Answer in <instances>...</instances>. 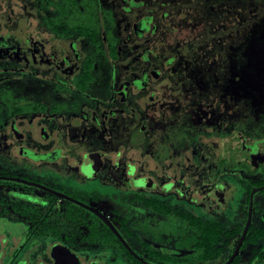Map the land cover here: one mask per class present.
I'll return each mask as SVG.
<instances>
[{
  "label": "flooded vegetation",
  "instance_id": "obj_1",
  "mask_svg": "<svg viewBox=\"0 0 264 264\" xmlns=\"http://www.w3.org/2000/svg\"><path fill=\"white\" fill-rule=\"evenodd\" d=\"M20 1L23 14L9 22L0 15V264H158L153 242L160 253L183 256L186 236H200V227L186 228L187 213L222 225V252L204 262L223 264L252 202L248 232L230 263L240 264L243 247L253 245L250 231L264 229L255 200L264 191V115L215 108L197 122L184 108L185 87L201 86L195 96L212 97L218 89L210 83L222 75L186 49L184 10L179 19L166 1ZM203 1L211 12L214 0ZM213 20L196 39L218 54L210 37L223 28ZM244 62V52L237 54V65ZM198 148L221 159L217 179L195 168ZM183 150H191L193 166ZM84 204L106 215L124 241ZM158 214L173 222L172 232L149 228V215ZM254 247L245 260L264 264Z\"/></svg>",
  "mask_w": 264,
  "mask_h": 264
},
{
  "label": "rangeland",
  "instance_id": "obj_2",
  "mask_svg": "<svg viewBox=\"0 0 264 264\" xmlns=\"http://www.w3.org/2000/svg\"><path fill=\"white\" fill-rule=\"evenodd\" d=\"M157 1L160 3H162V1H166V7L171 15H176L179 19L182 15L186 14V16L182 18L183 28H181V31L183 30L182 33L187 41L185 45L187 46L186 49L189 50V48H191V51L196 52V56L202 59V67L208 68L207 71H210L211 67L213 70L220 73V75L222 74L221 77L217 76V80L211 81L212 83H210L209 87L218 89L216 95H212V97L207 96L205 98L204 94L196 97L195 94L199 93V87L201 90H204L201 86L196 85V88L185 87L184 108L190 110L191 116H193V118L198 122V120H200V116L201 119H203V110L211 111L215 108L218 111L226 110L230 114L233 113L234 117L243 116L246 113L252 118L264 115V0H222L221 2L214 0L211 3L212 11L208 13L204 7L205 4H207V1L205 2L203 0L196 1V4L199 5V7L194 4L195 2H193V0ZM181 4H185V7ZM200 5L202 6L200 7ZM20 8V0H0V15H5L4 17L8 22L11 19H15L19 11L23 14ZM188 9L191 10V12H187ZM183 10L185 14H183L184 12H181ZM31 12V10H27V13L31 14ZM209 18L214 19L213 24L216 23L217 26H219L217 28H223V30H218L216 33L214 32L213 37H210V39L219 42L221 46L218 54L215 51L216 48H210L200 42L197 43L196 38L201 36L206 31H209L206 30V25L208 24L207 20H209ZM190 21L195 22L194 28ZM176 32L178 33L180 30H176L175 33ZM192 38L196 40L191 41ZM188 41L190 42L188 43ZM242 52H244L245 57L243 66L239 64L237 65L236 63L237 54H242ZM225 60L228 62L225 63ZM227 71L233 73L232 84L226 83V75L228 74ZM187 86L189 85L187 84ZM227 87H230L231 89L229 91H221L222 88ZM231 91L232 94H230ZM202 93H204V91ZM262 129L264 130V127ZM251 132L253 131L251 130ZM206 134L208 136L212 135L211 132H206ZM216 135L217 137H220L219 133H216ZM193 140L194 142H197L196 139ZM202 141L209 145L211 142L206 138H203ZM183 152H186L187 159H185V161L187 167L193 166V161L188 159L191 154V150H183ZM210 152H212V150L208 148H205V152L198 148L194 154V158L197 161L195 168L198 169L202 176L209 175L211 177L212 175L211 178L217 179L220 173L216 170L215 163L219 161L218 166L221 168L222 161L221 159L214 160L213 155H211ZM217 153H220V151H216V154ZM139 155L140 154L137 156L139 157ZM151 163L152 166L155 164L154 161H151ZM175 177H179L177 172L175 173ZM183 177L187 183H192V180L195 178L192 173L184 174ZM146 181L147 179L140 180L138 185L145 186ZM179 187L184 188L180 185ZM164 188L166 190H170L173 188V184H167ZM186 190L190 194L193 192L189 190L188 186L186 187ZM255 197L258 209L260 211H264V191L258 192ZM197 201L198 200H194V202ZM201 213L207 218L218 220L222 219V216L218 212L203 211V209H201ZM152 216L149 215L147 221L149 223V228L153 230L154 233L158 234L173 231L175 225L173 222L166 219L164 215L158 214L156 216ZM148 240L151 241L150 239ZM235 242L236 240L232 239L230 244L228 246L226 245V247L229 248L228 251H230V247L232 248L235 245ZM155 244V242L152 243L151 247L153 249H156L157 252L164 251L160 246H156ZM252 246L253 245L247 244L243 247L242 260H240V264H249L247 260L252 253ZM193 249L194 248H191L190 245H186L184 255L188 252H192L191 250ZM226 256L227 251L224 252L218 260H224ZM151 260L158 264L167 263L166 260H157L155 257L151 258ZM215 263L216 262L212 260L200 262L199 260L191 258V260H187L182 264Z\"/></svg>",
  "mask_w": 264,
  "mask_h": 264
},
{
  "label": "trees",
  "instance_id": "obj_3",
  "mask_svg": "<svg viewBox=\"0 0 264 264\" xmlns=\"http://www.w3.org/2000/svg\"><path fill=\"white\" fill-rule=\"evenodd\" d=\"M221 1L222 0H218V2ZM184 219L186 228H190L192 232L197 230L199 227L201 229L199 237L192 233L191 235L186 236L184 241L186 245H190L191 248H194L192 252H189L183 256H177L154 251V257L157 260H166V264H182L187 260H191V258L199 260L200 262H204L206 259L218 257L222 252V246L218 244L222 237V225L216 223L214 220H205L194 215L193 213H187ZM260 238H264V229H258L257 231L252 229L246 239V242L255 246V258L259 256L264 257V251H262L264 247H262V249L261 247L258 248L259 244L262 243V239ZM137 263L143 264L139 260Z\"/></svg>",
  "mask_w": 264,
  "mask_h": 264
},
{
  "label": "water",
  "instance_id": "obj_4",
  "mask_svg": "<svg viewBox=\"0 0 264 264\" xmlns=\"http://www.w3.org/2000/svg\"><path fill=\"white\" fill-rule=\"evenodd\" d=\"M241 147V142L240 143H238V146H237V148H240ZM252 202H251V205H250V212H249V219H248V222H247V224H246V226H245V229H244V232H243V234H242V236H241V238H240V240H239V243H238V245H237V247H236V249H235V251H234V253L231 255V257L225 262V263H223V264H230L233 260H234V258L236 257V255L239 253V249H240V247H241V245H242V243H243V241H244V239H245V237H246V234H247V232H248V228H249V225H250V223H251V217H252ZM85 205V204H84ZM86 207H88V208H90L92 211H94L95 213H97L108 225H109V227L122 239V237H121V235L119 234V232H118V230H117V228L114 226V224L111 222V220L106 216V215H104L102 212H100L99 210H97L96 208H93V207H90V206H87V205H85ZM123 240V239H122ZM124 241V240H123ZM139 257V256H138ZM140 258V257H139ZM142 261H144L146 264H153V263H149V262H147V261H145V260H143L142 258H140Z\"/></svg>",
  "mask_w": 264,
  "mask_h": 264
}]
</instances>
